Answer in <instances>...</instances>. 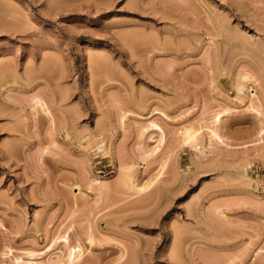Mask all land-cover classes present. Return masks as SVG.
<instances>
[{"label": "rangeland", "instance_id": "374dc122", "mask_svg": "<svg viewBox=\"0 0 264 264\" xmlns=\"http://www.w3.org/2000/svg\"><path fill=\"white\" fill-rule=\"evenodd\" d=\"M22 260L264 264V0H0V264Z\"/></svg>", "mask_w": 264, "mask_h": 264}, {"label": "bare ground", "instance_id": "6f19581e", "mask_svg": "<svg viewBox=\"0 0 264 264\" xmlns=\"http://www.w3.org/2000/svg\"><path fill=\"white\" fill-rule=\"evenodd\" d=\"M249 78L248 77H246V81L248 80ZM244 85V84H243ZM243 85H241L242 87H240V88H243L244 86ZM242 90V89H241ZM36 96V95H35ZM38 96V95H37ZM36 100H35V103H36V105L37 106H40V107H44V105H45V102L40 98V97H36L35 98ZM46 108V110L48 111V108H47V106L45 107ZM43 109V108H42ZM50 112V111H49ZM218 119H220V115H219V118ZM156 126V125H155ZM158 129H159V127H158ZM184 137H185V139L187 140H194L195 138H196V130L194 129H186L185 130V132H184ZM161 169V168H160ZM154 182V181H153ZM97 183H98V181H97ZM149 183V182H148ZM151 184V182L149 183V185ZM148 185V184H147ZM147 185H140V186H135V191H137V192H139L142 188L144 189V187H146ZM76 187H77V185H75ZM102 186V185H101ZM149 187V186H148ZM61 241V240H60ZM63 241L64 242H66V244L68 243V239H67V235L66 236H63ZM65 244V245H66ZM65 247V246H64ZM65 248H69V250L67 251V257L66 258H63V259H65L66 260V262H68V263H71V262H73L74 260H78V259H80L81 257H82V254H83V252L80 250V247L77 245V246H74L73 245V247H71L70 248V246L68 247H65ZM28 252V251H27ZM64 252V251H63ZM82 252V253H81ZM29 254V256H31L32 257V259H33V257L36 255V253H32V252H29L28 253ZM38 254V253H37ZM64 254V253H63ZM34 255V256H33ZM65 255H66V253H65ZM64 257V256H63ZM19 258H21V257H16V259H19ZM35 258H36V256H35ZM62 258V257H61ZM60 258V259H61ZM64 260V261H65ZM57 261H59V260H57ZM63 260H61L60 261V263L59 264H64V263H66V262H62ZM18 262V261H17ZM21 264H40V263H38V262H36V261H30V262H28V261H21L20 262ZM19 264V263H18ZM55 264H57V263H55Z\"/></svg>", "mask_w": 264, "mask_h": 264}]
</instances>
